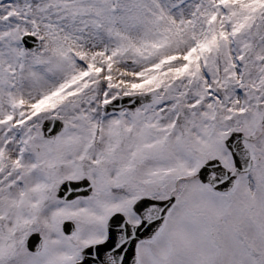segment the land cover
<instances>
[{"label":"snow or ice","instance_id":"obj_1","mask_svg":"<svg viewBox=\"0 0 264 264\" xmlns=\"http://www.w3.org/2000/svg\"><path fill=\"white\" fill-rule=\"evenodd\" d=\"M0 264H264V0H0Z\"/></svg>","mask_w":264,"mask_h":264}]
</instances>
